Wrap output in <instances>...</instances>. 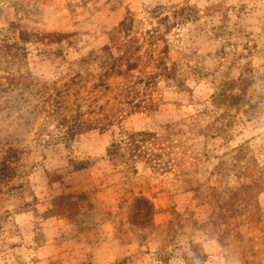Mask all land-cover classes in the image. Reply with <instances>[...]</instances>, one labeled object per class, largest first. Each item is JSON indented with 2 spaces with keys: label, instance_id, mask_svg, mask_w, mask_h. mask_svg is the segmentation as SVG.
<instances>
[{
  "label": "rangeland",
  "instance_id": "obj_1",
  "mask_svg": "<svg viewBox=\"0 0 264 264\" xmlns=\"http://www.w3.org/2000/svg\"><path fill=\"white\" fill-rule=\"evenodd\" d=\"M72 78L119 128L46 145ZM119 129L151 134L134 168ZM258 129L264 0H0V264H264Z\"/></svg>",
  "mask_w": 264,
  "mask_h": 264
},
{
  "label": "trees",
  "instance_id": "obj_2",
  "mask_svg": "<svg viewBox=\"0 0 264 264\" xmlns=\"http://www.w3.org/2000/svg\"><path fill=\"white\" fill-rule=\"evenodd\" d=\"M102 79L99 81L101 85L106 84ZM76 82L75 78L63 82L59 87L55 82L43 84L46 92L44 97L45 102V121L44 128L53 127V131L48 132L46 145H54L57 143H69L77 136L94 130L101 131L112 130L119 128L121 120L120 109L111 107L104 115H99L97 108L91 107L88 103L86 109L82 106L79 100L77 91L73 89ZM78 83V82H77ZM148 104L141 105L137 103L130 109L128 114L135 112V108L146 110ZM46 123V122H45ZM117 126V127H116ZM121 131V129H119ZM151 134L147 132L125 133L121 131L119 138L112 142L108 155L115 162L124 164L128 168H134L135 160L137 159L136 152L141 149V143L147 141ZM11 161L7 158L0 164V180L11 178L14 173L11 169ZM139 201V200H137ZM243 264H248V259L245 258Z\"/></svg>",
  "mask_w": 264,
  "mask_h": 264
},
{
  "label": "clouds",
  "instance_id": "obj_3",
  "mask_svg": "<svg viewBox=\"0 0 264 264\" xmlns=\"http://www.w3.org/2000/svg\"><path fill=\"white\" fill-rule=\"evenodd\" d=\"M257 133L264 135V129H258ZM207 247L210 251H215L218 246L214 241L209 240L207 242ZM190 255L194 258V260L199 261V264H208V261L201 260L200 257L196 256L195 253H190ZM215 259L217 260L218 264H224V261L221 257L216 256Z\"/></svg>",
  "mask_w": 264,
  "mask_h": 264
}]
</instances>
